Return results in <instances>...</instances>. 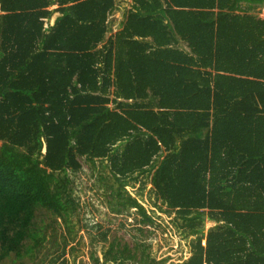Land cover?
Returning a JSON list of instances; mask_svg holds the SVG:
<instances>
[{
	"label": "trees",
	"instance_id": "1",
	"mask_svg": "<svg viewBox=\"0 0 264 264\" xmlns=\"http://www.w3.org/2000/svg\"><path fill=\"white\" fill-rule=\"evenodd\" d=\"M53 1L0 0V264L75 229L71 175L134 208L130 240L85 224L89 264H166L158 229L177 264H264V0H132L116 32L127 0Z\"/></svg>",
	"mask_w": 264,
	"mask_h": 264
},
{
	"label": "rangeland",
	"instance_id": "2",
	"mask_svg": "<svg viewBox=\"0 0 264 264\" xmlns=\"http://www.w3.org/2000/svg\"><path fill=\"white\" fill-rule=\"evenodd\" d=\"M85 167L89 174L88 166ZM71 176L73 178V197L79 200L86 215H80L78 224L72 232L66 229L62 219H57L55 241L51 244L48 255L42 259L41 264H45L51 256L61 254L64 249L68 251L66 257L70 264H89L91 253L96 249L90 247L91 234L86 230L85 224H93L97 220L102 221L104 226L111 225L114 233H119L128 240L131 239L130 232L133 227L130 222L133 221L132 212L134 208L121 209L114 202L103 201V198H107L106 193H103L101 197L98 196L91 188L88 175L76 178ZM163 218L166 219L167 217L163 215ZM122 223L125 224V227L121 226ZM211 225L208 223L207 227ZM179 237V234L174 231L163 232L158 229L156 234L147 239V242L152 245V253L157 258L168 257L166 264H177L189 256L188 241L181 240ZM102 250L103 248L99 246L94 252L102 256Z\"/></svg>",
	"mask_w": 264,
	"mask_h": 264
},
{
	"label": "crops",
	"instance_id": "3",
	"mask_svg": "<svg viewBox=\"0 0 264 264\" xmlns=\"http://www.w3.org/2000/svg\"><path fill=\"white\" fill-rule=\"evenodd\" d=\"M128 2H127V4H123L122 6H120L121 8H122V10H117V12H116V14L114 15L116 18H117V24L115 25V30L113 31V32H116L118 29H119V27H117L118 26V23H120L122 20V17H123V10H124V8L126 7H129L130 8V6L132 5V0H127ZM53 2H55V0L53 1ZM55 5V3H53V5L52 6H54ZM262 4L259 2V3H257V2H255L254 4H252V10H251V12L253 11V13H255V14H258L260 17H264V14H263V12H264V6H261ZM245 6V5H244ZM56 7V6H55ZM247 7V6H246ZM112 18H114L113 16H112ZM175 33H171V35L173 36ZM208 223H211L212 225L211 226H209V227H207V224ZM207 224H206V231L210 228V227H212V226H214L215 225V222H213V221H208L207 222Z\"/></svg>",
	"mask_w": 264,
	"mask_h": 264
},
{
	"label": "water",
	"instance_id": "4",
	"mask_svg": "<svg viewBox=\"0 0 264 264\" xmlns=\"http://www.w3.org/2000/svg\"><path fill=\"white\" fill-rule=\"evenodd\" d=\"M54 3H55V5H56V6L58 5V1H57V0H55V2H54Z\"/></svg>",
	"mask_w": 264,
	"mask_h": 264
}]
</instances>
